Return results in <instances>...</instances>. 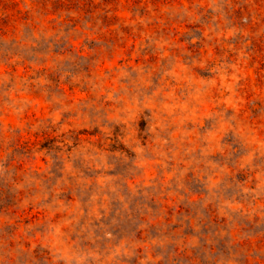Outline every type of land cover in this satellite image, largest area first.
<instances>
[{
  "label": "rangeland",
  "instance_id": "obj_1",
  "mask_svg": "<svg viewBox=\"0 0 264 264\" xmlns=\"http://www.w3.org/2000/svg\"><path fill=\"white\" fill-rule=\"evenodd\" d=\"M0 264H264V0H0Z\"/></svg>",
  "mask_w": 264,
  "mask_h": 264
}]
</instances>
